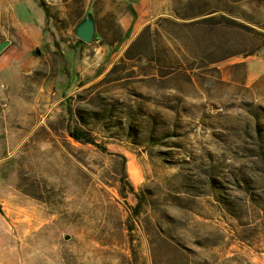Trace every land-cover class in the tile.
<instances>
[{
  "label": "rangeland",
  "instance_id": "374dc122",
  "mask_svg": "<svg viewBox=\"0 0 264 264\" xmlns=\"http://www.w3.org/2000/svg\"><path fill=\"white\" fill-rule=\"evenodd\" d=\"M237 3L219 65L150 76L77 70L86 0H0V264H264V0Z\"/></svg>",
  "mask_w": 264,
  "mask_h": 264
},
{
  "label": "crops",
  "instance_id": "0c3cea01",
  "mask_svg": "<svg viewBox=\"0 0 264 264\" xmlns=\"http://www.w3.org/2000/svg\"><path fill=\"white\" fill-rule=\"evenodd\" d=\"M237 4V0H86V15L98 13L101 22L93 41L77 49L82 58L76 68L91 74L100 63L125 54L138 59L136 67L151 70L150 76L196 58L218 59L219 65L223 44L237 39ZM31 31H24L25 51L36 47L29 41ZM90 52L92 56L87 55ZM252 64L248 62V69L254 75ZM14 82L19 83L18 78Z\"/></svg>",
  "mask_w": 264,
  "mask_h": 264
},
{
  "label": "water",
  "instance_id": "95a60500",
  "mask_svg": "<svg viewBox=\"0 0 264 264\" xmlns=\"http://www.w3.org/2000/svg\"><path fill=\"white\" fill-rule=\"evenodd\" d=\"M74 34L76 39L80 40L84 44H89L93 41L95 35V24L91 14H87L84 18L75 26ZM9 45V41H0V54Z\"/></svg>",
  "mask_w": 264,
  "mask_h": 264
},
{
  "label": "trees",
  "instance_id": "16d2710c",
  "mask_svg": "<svg viewBox=\"0 0 264 264\" xmlns=\"http://www.w3.org/2000/svg\"><path fill=\"white\" fill-rule=\"evenodd\" d=\"M40 8H42V10L44 11V13L46 14L47 13V7L45 5H43L42 3H40ZM83 19V18H82ZM81 19V20H82ZM80 20V21H81ZM79 21V22H80ZM77 43H80V44H84L82 43L80 40H76ZM70 136L74 139V140H83L85 143H90V139L86 137V135L84 133H82L81 131H77V130H73L71 131L70 133Z\"/></svg>",
  "mask_w": 264,
  "mask_h": 264
},
{
  "label": "bare ground",
  "instance_id": "6f19581e",
  "mask_svg": "<svg viewBox=\"0 0 264 264\" xmlns=\"http://www.w3.org/2000/svg\"><path fill=\"white\" fill-rule=\"evenodd\" d=\"M243 232H245L246 234H250L251 233V230H252V226H244L242 228ZM259 242H262V238L261 237H258V234L254 235V237L250 239V243L252 244H255V243H258V245H263ZM228 264H231V263H228Z\"/></svg>",
  "mask_w": 264,
  "mask_h": 264
}]
</instances>
